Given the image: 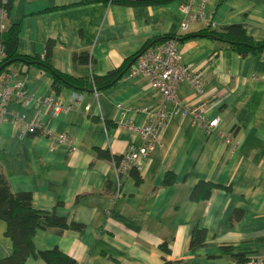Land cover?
I'll use <instances>...</instances> for the list:
<instances>
[{
  "label": "crops",
  "instance_id": "obj_1",
  "mask_svg": "<svg viewBox=\"0 0 264 264\" xmlns=\"http://www.w3.org/2000/svg\"><path fill=\"white\" fill-rule=\"evenodd\" d=\"M12 25L21 26V56H45L43 0H17L7 32ZM25 70L19 81L31 103L13 102L5 107L4 118L0 120V190L5 183H9L15 194L32 195L35 210L52 213L49 135L22 139L18 123L19 119L31 123L42 112L48 129V108H42L37 103L47 99L46 73L34 67L26 66ZM34 245L38 252L53 251V231H38ZM12 255L13 244L7 237V224L0 221V263ZM26 264L46 263L31 258Z\"/></svg>",
  "mask_w": 264,
  "mask_h": 264
},
{
  "label": "trees",
  "instance_id": "obj_2",
  "mask_svg": "<svg viewBox=\"0 0 264 264\" xmlns=\"http://www.w3.org/2000/svg\"><path fill=\"white\" fill-rule=\"evenodd\" d=\"M17 0H0V14L6 12L7 20L13 13ZM21 26L12 25L5 34H0L6 59L0 63V75L8 68L34 67L46 73V56L24 57L19 54ZM0 221L7 224V237L13 244V255L0 264H26L31 258L54 264V253L38 252L34 239L38 231H53L52 213L39 212L33 208L29 193L15 194L9 183L0 190Z\"/></svg>",
  "mask_w": 264,
  "mask_h": 264
},
{
  "label": "built area",
  "instance_id": "obj_3",
  "mask_svg": "<svg viewBox=\"0 0 264 264\" xmlns=\"http://www.w3.org/2000/svg\"><path fill=\"white\" fill-rule=\"evenodd\" d=\"M7 24V14L6 12H2L0 14V34L7 33ZM5 59L4 48L0 45V63L4 62ZM25 72L26 70L23 67H11L0 75V120L4 118L3 113L5 107L13 102L17 101L25 105L31 103V98L25 94L23 85L19 81L20 77L24 76ZM37 103L42 108H48L47 99L38 100ZM18 123L22 139L30 136L48 137L49 135L48 129L45 127V118L42 112H40L31 123L26 122L24 119H19Z\"/></svg>",
  "mask_w": 264,
  "mask_h": 264
}]
</instances>
